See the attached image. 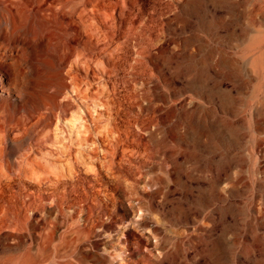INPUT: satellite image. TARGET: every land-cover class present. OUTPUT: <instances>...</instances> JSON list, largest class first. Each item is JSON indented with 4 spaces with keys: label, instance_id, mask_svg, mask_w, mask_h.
Wrapping results in <instances>:
<instances>
[{
    "label": "rangeland",
    "instance_id": "rangeland-1",
    "mask_svg": "<svg viewBox=\"0 0 264 264\" xmlns=\"http://www.w3.org/2000/svg\"><path fill=\"white\" fill-rule=\"evenodd\" d=\"M120 1L109 0L114 5ZM108 12L123 29L135 23L139 33L136 49L149 54L134 73L150 96L148 111L140 115L143 126L135 123V110L125 96L117 99L121 102L117 131L94 110L89 115L81 103L60 116L57 111L65 94L76 101L75 91L69 86L57 100L36 103L33 93L42 90L46 78L27 65L18 81L24 107L6 103L7 90L16 96L6 87L7 77L0 91V149L14 169L26 171L25 176L9 174L4 183L14 189L21 186L26 193H43L54 180L39 185L35 177L59 174L76 160L79 168L73 171L87 181L98 179L91 183L97 197L106 200L102 194L114 179L104 171L111 162L122 163V178L130 183L140 180V189L154 177L156 193L144 196L146 201L194 233L192 246H181L178 260L186 264H264V0H126L122 10ZM120 13L124 14L121 20ZM2 25L0 45L4 46L9 40ZM18 41L25 44V53L35 64L38 57L33 43ZM122 41L118 36L112 43L116 46ZM37 50L47 57L54 54L40 44ZM128 51L133 57V44ZM73 74L82 77L79 68ZM44 103L52 107L53 114H46ZM87 128L100 138L93 146H80ZM43 131L42 145L33 146ZM102 135L107 137L102 139ZM57 179L68 185V177ZM15 215L23 231L0 233L3 264L19 263L36 236L33 228L39 214L19 205ZM15 228L13 224L10 231Z\"/></svg>",
    "mask_w": 264,
    "mask_h": 264
},
{
    "label": "bare ground",
    "instance_id": "bare-ground-1",
    "mask_svg": "<svg viewBox=\"0 0 264 264\" xmlns=\"http://www.w3.org/2000/svg\"><path fill=\"white\" fill-rule=\"evenodd\" d=\"M125 2L121 0L114 5L109 0H0V23L9 40L6 45H0V91L3 90V79L7 77L10 83L7 82L6 87L16 94L14 97L13 93L6 91L4 98L8 106L24 107L26 101L22 100L19 75L28 66H33L35 73L46 78L42 90L33 93L36 103L45 99L57 100V95L71 86L76 101L65 94V101L60 104L57 114L65 116L68 109H75L81 103L89 115L94 110L98 116L110 120L117 131L121 106L117 99L125 96L128 105L135 110L137 120H133L142 127L144 121L140 120V115L148 111L150 96L146 86L138 84L134 73L136 66L149 54L145 49H136L139 33L135 23L131 21L123 29L116 26L108 12L110 9L122 10ZM123 16L120 13L118 18L121 20ZM118 36L123 41L114 46L112 40ZM18 38L33 43V52L38 57L35 64L25 53V44L18 43ZM38 44L54 54L48 55L49 58L38 52ZM130 44L135 47L133 57L128 51ZM99 56L102 61L98 60ZM76 68L81 69L82 77L73 74ZM80 83L90 87L83 89L79 87ZM44 108L47 115L53 114L52 107L47 108L44 103ZM115 109L117 112L110 113ZM44 133L36 135L33 146L42 145L46 138L42 136ZM98 138L99 135L87 128L79 145L93 146ZM111 155L115 156V152ZM6 158L0 149V233L23 231L18 223L20 218L15 215L19 205L23 208L30 206L32 213L40 216L38 225L33 228L34 243L25 249L22 260L16 264H186L176 256L181 246H192L194 233L171 222L166 214L155 211L146 201L144 196L156 191L153 190L156 187L154 177L140 189V180L133 179L130 183L122 178L125 173L122 163L114 165L111 162L104 172L114 182L108 187L111 192L103 193L97 189L106 199L101 200L91 183V180L98 179L87 181L81 178L80 173L73 171L79 168L74 160L59 174L50 172L49 176L35 177L39 185L52 180L54 183L44 187L45 192L34 195L24 192L21 186L14 189L13 185L4 183L9 174L25 176L26 172L20 167L14 169ZM100 174L95 176L98 178ZM60 176L68 177V185H62L63 180H55ZM47 201L50 206H46ZM65 209L69 213H65ZM175 220L178 221V217ZM13 224L18 228L10 231ZM122 251L124 256L120 254Z\"/></svg>",
    "mask_w": 264,
    "mask_h": 264
}]
</instances>
